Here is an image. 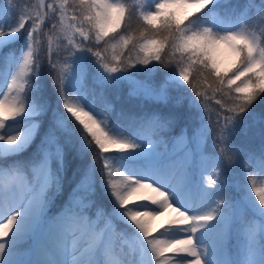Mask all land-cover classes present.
Here are the masks:
<instances>
[{
  "label": "snow or ice",
  "instance_id": "1",
  "mask_svg": "<svg viewBox=\"0 0 264 264\" xmlns=\"http://www.w3.org/2000/svg\"><path fill=\"white\" fill-rule=\"evenodd\" d=\"M258 102L264 0H0V264H264Z\"/></svg>",
  "mask_w": 264,
  "mask_h": 264
},
{
  "label": "trees",
  "instance_id": "2",
  "mask_svg": "<svg viewBox=\"0 0 264 264\" xmlns=\"http://www.w3.org/2000/svg\"><path fill=\"white\" fill-rule=\"evenodd\" d=\"M231 2L233 4H236V3L243 4L245 2V0H231ZM257 2H258V0H257ZM137 67H141V66L138 65ZM157 67L159 68V66H157ZM164 71H167V69L161 68L159 72L155 73L154 74L155 79L156 80L161 79L160 73H162ZM138 76H139V78H144L143 74H138ZM44 77H45V80L47 81V84H48V96L50 98V102L54 106L55 105V100H56L55 90L51 87V79L48 77L46 70L44 72ZM181 83H183V82L181 81ZM185 87H187V86L185 85ZM189 94H191L190 90H189ZM109 98L114 102L117 111H119L120 109L123 108L126 111L127 110H132V111L140 112V111H148L151 107H153L152 105L147 104L144 101H137L135 99H130L127 96L126 89L119 93V98H117L115 93L110 94ZM256 110L258 112L259 111H264V104L258 102ZM237 141H239V138H237ZM23 155L26 156L27 153H25ZM21 158H23V157H21ZM66 193H67V191H65L63 196H61L58 200H60V201L63 200L64 197L66 196ZM97 202L107 206V201L104 200L102 197L98 196L97 197Z\"/></svg>",
  "mask_w": 264,
  "mask_h": 264
},
{
  "label": "rangeland",
  "instance_id": "3",
  "mask_svg": "<svg viewBox=\"0 0 264 264\" xmlns=\"http://www.w3.org/2000/svg\"><path fill=\"white\" fill-rule=\"evenodd\" d=\"M18 2L20 3L21 7H23V6L27 5V4L30 3V2H31V3H34L35 0H18ZM9 79H10V77H9ZM5 87H6V85H5ZM54 106H55V105H54ZM66 196H67V193H66ZM66 196H65L64 198H66ZM59 205H60V200H57L56 207H54V208L52 209V212H55L56 209L59 207ZM168 216H169V213H165L164 216L159 217V218L157 219L156 223L158 224V223H160L162 220L167 219Z\"/></svg>",
  "mask_w": 264,
  "mask_h": 264
}]
</instances>
